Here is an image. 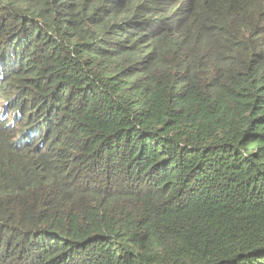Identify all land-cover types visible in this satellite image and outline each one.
Returning a JSON list of instances; mask_svg holds the SVG:
<instances>
[{
  "label": "trees",
  "instance_id": "obj_1",
  "mask_svg": "<svg viewBox=\"0 0 264 264\" xmlns=\"http://www.w3.org/2000/svg\"><path fill=\"white\" fill-rule=\"evenodd\" d=\"M0 264H264V0H0Z\"/></svg>",
  "mask_w": 264,
  "mask_h": 264
},
{
  "label": "rangeland",
  "instance_id": "obj_2",
  "mask_svg": "<svg viewBox=\"0 0 264 264\" xmlns=\"http://www.w3.org/2000/svg\"><path fill=\"white\" fill-rule=\"evenodd\" d=\"M0 97H1V95H0Z\"/></svg>",
  "mask_w": 264,
  "mask_h": 264
}]
</instances>
